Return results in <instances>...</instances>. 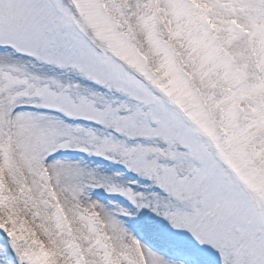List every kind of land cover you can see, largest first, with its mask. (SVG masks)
Segmentation results:
<instances>
[{
  "label": "snow or ice",
  "instance_id": "6c2138e0",
  "mask_svg": "<svg viewBox=\"0 0 264 264\" xmlns=\"http://www.w3.org/2000/svg\"><path fill=\"white\" fill-rule=\"evenodd\" d=\"M0 264H264V0H0Z\"/></svg>",
  "mask_w": 264,
  "mask_h": 264
}]
</instances>
